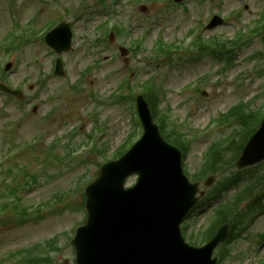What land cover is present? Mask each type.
<instances>
[{"label": "rangeland", "instance_id": "1", "mask_svg": "<svg viewBox=\"0 0 264 264\" xmlns=\"http://www.w3.org/2000/svg\"><path fill=\"white\" fill-rule=\"evenodd\" d=\"M106 3L115 4L110 11H102L98 0H0V46H5L4 38L9 42L18 34V29L14 28V23L19 25L18 20L27 25L37 17L40 19L37 24L41 25L49 19L45 28L49 31L61 19L52 16L53 10L74 22L76 33L73 49L62 54L66 62L63 76L52 75L57 55L44 44V36L33 24L28 35L32 42L38 43L23 44L9 54L0 48V64L12 63L11 69L3 74L4 82L14 87L22 86L24 93L22 99H16L0 91V169L14 163L23 167L19 181L29 180L31 185L21 196L33 217L26 223H18L12 217H0V264H20L23 260L21 250L37 245L39 253H50L55 264H75L76 255L70 241L74 230L87 217L85 209H79L83 189L97 177L100 165L113 157L132 131L128 107L111 105L103 106L100 120L107 122V132L99 139L96 150L91 149L92 145H81L92 132L93 122H87L81 131L69 138L72 127L77 124L76 114L85 119L96 111V105L90 99L92 93L107 98L126 79H130L139 92L141 84L153 78L163 90L160 110L170 107L173 121L194 140L189 153L188 168L191 171L200 165L201 154L212 141L224 139L239 128L238 125L223 127L216 123L211 131L219 130L208 138L206 131L214 118L240 102L249 103L251 108L264 103V74H258V68H264V61H261L264 60V41L260 36L252 37L248 44L237 50L235 64L229 67L206 57L198 61L179 60L181 55L184 59L191 57L195 49L179 48L182 51L173 54V61L164 57L158 60L152 49L160 36L167 43L175 42L181 46L192 25L205 21L216 12L227 16L235 11L234 7L246 4L248 7L242 16L247 21L259 18L264 11V0H189L183 7L171 10L163 0H106ZM141 5L147 6L148 11L143 12ZM66 7L68 12H65ZM76 9H82L83 19H76ZM108 17L112 22L116 17L119 21L129 22V34H122L114 42L99 48L92 45L94 38L91 35ZM237 26L229 20L224 27L212 32L204 30L203 34L205 37L214 34L231 37ZM137 38L145 39V52L122 57L119 46L133 47ZM259 52L261 56H254ZM97 60L99 67L88 75V83L76 92L71 87L78 83L85 67ZM157 63L159 66L155 67ZM133 68H136L134 72ZM41 79H45L43 87L39 82ZM33 138H37L38 143L31 142L36 144L32 148L29 142ZM57 139H60L59 147L53 146ZM14 147V158L8 160L7 151ZM50 150L54 157L49 154ZM133 183L135 177L127 182L128 185ZM204 209L196 213L197 219L187 222L189 232L199 231L209 223L211 210ZM263 231L264 213L230 245L232 255L226 264L264 261V244L256 246L264 240V236L257 237Z\"/></svg>", "mask_w": 264, "mask_h": 264}, {"label": "water", "instance_id": "2", "mask_svg": "<svg viewBox=\"0 0 264 264\" xmlns=\"http://www.w3.org/2000/svg\"><path fill=\"white\" fill-rule=\"evenodd\" d=\"M69 40L67 29L65 48ZM141 114L145 137L122 160L105 165L87 188L88 223L73 241L78 264H202L178 232L180 219L196 200V186L182 174L180 152L162 141L147 110ZM245 155L246 160L257 156L246 164L264 157V124ZM133 173L139 182L125 189Z\"/></svg>", "mask_w": 264, "mask_h": 264}, {"label": "trees", "instance_id": "3", "mask_svg": "<svg viewBox=\"0 0 264 264\" xmlns=\"http://www.w3.org/2000/svg\"><path fill=\"white\" fill-rule=\"evenodd\" d=\"M16 192H17V186H14V183L9 182L6 184V188L1 192L0 197L8 195L9 200L8 203L3 206V208H9L15 212L19 211L20 197L17 195Z\"/></svg>", "mask_w": 264, "mask_h": 264}]
</instances>
